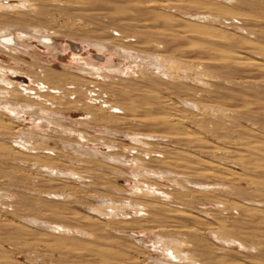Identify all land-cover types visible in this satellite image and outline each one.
<instances>
[{
  "label": "rangeland",
  "instance_id": "374dc122",
  "mask_svg": "<svg viewBox=\"0 0 264 264\" xmlns=\"http://www.w3.org/2000/svg\"><path fill=\"white\" fill-rule=\"evenodd\" d=\"M29 1L35 3V5L26 0L25 4L27 7L25 9L23 8V12H25V10H27L26 13L30 11V5H34V8L37 7L40 12L36 11L35 15L37 16V19L34 18L36 21L32 20L33 22L17 23L14 25L24 26V28L21 27L24 29V31H30L25 26L33 25L35 28H32L31 30H35L38 29V26H40L42 23L41 25L43 26V29L41 30V33L43 35L45 34V37L47 36L50 39L56 40L54 43V46H56L54 48L55 50L53 48H49L50 50L46 49V47L43 46L37 38L33 37L31 38L33 40L30 39L28 42L33 45L31 48L34 52V55L27 56L22 53L19 54L27 62V65H20L21 62L17 61L20 59L17 58L16 60H13V58L6 55L1 48L0 62L2 61V65L6 67H18L23 70L24 77L22 78H16L15 74L12 75L10 72L7 73H9V76L13 81L20 82L22 85H30L33 88L36 87H34L35 85L31 83V79L37 76L36 73H39L41 71L40 69L46 70L53 78V83H48H50L51 86H54L56 93H45L41 96L47 102L45 101V103L40 105L44 107V111H46L44 115L49 116L50 121L49 125L47 123L46 125L42 124V127L39 130L31 127L36 124L33 122V118L31 116H29L25 121H14L7 115L6 112H3L2 109L0 110V125H2L0 126V145L3 148L0 149V264H166V262H162L163 259H166L165 255L163 254V249L161 250V246L159 245L155 246L156 235L154 236V230H159L160 234L162 233L166 236L173 238L175 237L176 239L179 237L178 239H184L185 241L188 240L186 242L187 245L184 246L185 249L187 247L191 248L190 245L188 246V243L193 245L196 242L194 246L198 247V249L196 247L193 249L194 246H192L193 250L188 248L186 251L184 247H182V250L195 255L197 258H200L201 255L204 257V259L198 260L194 258L198 260L197 263L189 262L187 264H204L203 260L205 259V264H210V261H208L209 259L211 260V264H264V197H262L264 195V167L262 165L263 163L258 162L262 165H260V167H262V172L260 171L255 173L251 169L253 165L250 166L249 164V157L246 158V160H248V163H246L247 165L244 163L245 158L240 160L241 157H239L242 154L249 156L248 152H244L245 149L240 146V143L242 142L244 144V142L247 141L251 142L250 140H252L254 144L256 141L261 140L260 144L257 142L259 145V149L257 148V150L260 154V151L264 152V143L261 144L264 142V93L261 97L262 90H264V84L261 83L263 82L262 80H264V78H261V76L263 77V75H260L262 71L261 70L260 72L257 71V73H260V76L256 77L257 75H254L255 77H253L252 80L251 77L255 72V69H253V67L251 68L253 69V73L251 75V71L246 72L250 70L249 67L247 68V65L241 66H244V69H246L243 71L244 73L242 72L241 67H239L241 73L238 70V73H235L236 75L231 74L234 73L233 71L235 70L233 67L238 68L235 66L241 65L243 59L244 61L249 60L253 62L264 63V5H261L264 4V0H257V2L256 0H249L252 1V3H256L257 5L261 3L259 6L253 3L254 7H259V9H252L253 12L250 10L251 8H254L253 6L251 7L250 5L244 4H241V6L239 2H236L237 0H181L183 1L181 2L183 8L185 7L182 10H186L184 11L185 13H191V16L201 18L200 23L202 22L203 26L198 22L199 20L192 21V23L194 24L195 22V24L201 26L204 31L200 32L199 35L195 34L193 36L194 38L190 36L186 40L176 36L174 41L170 40L172 44L170 42L166 44L167 41L163 42L161 39H159L161 47L164 48H161L160 51H166L162 55L160 52L152 51L149 48L150 44L152 43V39L154 41L158 40L156 35L159 34L158 31L160 32L164 28L166 30V28L168 29L169 27V29L166 31L172 32L174 30H172V28L176 27L174 26L175 23H173L174 19L181 18L182 20H185L183 17L185 14L181 13L180 10L172 9V7H163L162 2L170 1L172 3L179 0H148L149 2L154 1L155 3L152 2L147 4L146 2L148 1L146 0V2L142 0H138L140 2L137 0H113L115 3L112 1V6L111 3H108L109 5L107 4V0H96L101 2H99V4H101V8L98 9L100 11L96 9L99 7V5L96 4L97 2L95 0ZM94 1L96 3H93ZM108 1L110 2V0ZM136 1L137 4L135 5L134 2L136 3ZM20 2L21 1L18 0H12L10 4H23ZM237 3L239 4L237 5ZM132 4L135 6L139 4L144 5V8L141 6L143 11L144 9L145 11H147L146 9H150L146 7L151 4V6H153L151 10H154V12L152 11V14H149V12H144V14H142V9L140 12V5L138 6V11V7L135 8V6ZM205 4H207L209 8L204 7L207 6ZM196 5L198 7H196ZM260 6H262V9ZM125 7H127V9ZM220 7L221 9H229V13L234 12L233 15L231 16L230 13L229 16L227 13L225 16H217L218 20H215L212 17L208 18V20L204 19L206 18L205 15L215 16L219 14H216L215 12H220L218 10ZM246 7L249 9H246ZM123 8L124 10H122ZM163 8H165V10ZM241 8H243V11ZM214 9L217 11H214ZM239 10L243 14L245 13L244 15L248 13V15H251V18L253 19L259 18V21H254L253 23L252 20L251 23H246L247 21L244 20V18L247 16L240 18L241 16L235 14L237 12L240 13ZM92 11H95L94 13H97L98 17L100 15V20L98 17L92 21L87 19L88 17H86L84 13H86V15H90ZM19 12L20 11L13 12L15 14L13 15L10 13V15L12 14V16H15ZM20 13H22V11ZM155 13L159 15H156ZM39 14L42 15L39 16ZM164 15L170 17V19L172 18V22L171 20L169 22L173 23V27L170 26V23L165 22L164 20V24L157 21V23L151 21L152 24H149L150 18L154 17L157 19L160 17H165ZM102 16L106 18L103 19ZM144 17L147 19V22L144 21ZM241 19L244 20V22ZM174 22L176 21L174 20ZM146 23H148V25ZM177 24L180 23L177 22ZM205 27L208 28V30L205 29ZM216 27L217 31H220V34H222L221 37H215L218 32L215 33V31H210L211 28L215 29ZM185 28L188 31L190 30L184 26L182 28L180 27L181 31L185 30L184 33L181 31L177 32L176 29H179V26H177V28H175V32L177 34L179 33L180 35H184L185 32H187ZM151 30L153 32H151ZM156 30L157 32L155 33ZM205 32H208L207 34L211 33V35H214L213 37L216 39H213L212 36H207V34L204 35ZM254 32L258 33L255 35ZM83 33H85L86 36H84ZM149 35H153L151 40V36ZM97 37L99 39L101 38L100 40L102 41L106 40L109 43L111 42V51H104L102 53L98 51L94 46L95 43L92 42L94 40H99ZM182 40H185V42ZM148 41L149 43L146 45V42ZM216 42L219 43H217L219 46L216 44ZM89 43L94 44L91 46ZM207 43L210 44L208 45L209 47L207 46ZM225 43L226 45H224ZM244 43L247 44L245 46L247 48L244 47ZM248 43L249 45L250 43L253 45L255 44V46L250 45V47ZM116 44L118 46L121 45V50H123V46H125V44L127 45L125 48L127 51L125 52L128 57L125 55L118 58L113 54L112 50ZM237 44L239 46H237ZM74 45H76L80 51L77 49L75 51ZM241 45L244 47V49ZM190 46L192 47L189 48ZM167 47L169 49L171 48V50H168ZM206 47L210 48V50ZM172 48H175V51H184V55L190 54L191 58L189 56L188 58L182 57L181 55H176L179 52L177 51L178 53H174ZM217 48H219V50ZM248 48L249 50H245ZM220 49H223L221 51L222 54H220ZM226 50L229 51L227 52ZM234 51L235 53L238 51V54L240 53L243 58L240 57V60L237 61V63L239 62L241 64H236L235 66H232V68L230 66L229 69L228 66L232 63H230L229 60L224 61V57L228 59V56L224 55L227 53H234ZM138 52H141V56ZM223 52H225V54H223ZM144 53L148 54V58ZM151 54L154 56L152 57ZM166 54L170 55L167 56ZM211 54L216 56L215 58L217 59H215ZM99 56H105L106 59L110 61L109 64H119L118 66L123 68H121L122 71L120 73H110L111 75L108 74V77L103 78L87 74L81 75L79 72H76V66L81 63L80 60L93 58L98 61L97 58ZM142 56L145 59L140 58ZM201 56L202 59H208V64H206L208 69H206L204 66H200L199 59H201ZM124 57L127 59L125 60ZM221 57H223L224 60H222ZM164 58H166L165 61ZM187 58L189 59L187 61L188 64H185L186 61L184 60ZM210 58H213L214 64L218 62L217 64L219 65H214L211 61L212 59ZM190 60L193 62L191 63ZM174 61H176V63ZM182 62H184L183 64L185 68H181V73L179 70L178 72L177 70L174 71V69H172L170 66L172 63H175L173 65H177L181 64ZM227 62H229V64ZM221 63L227 67L225 66L226 68H223ZM17 64L20 67L17 66ZM189 64H192L193 67H189ZM209 67L212 68L210 69ZM204 68L206 71L209 70L207 71L208 74L211 73V70H215L214 72L219 75L220 73L222 75L226 74L223 76L224 81L220 79L222 77L218 79L219 75H216L217 78L215 76L213 77L212 73L210 75H212L215 80L213 78L211 79V76L203 71ZM231 69H233V71L230 72ZM187 71L189 75L186 73ZM182 72H185L186 74ZM203 72L208 77L203 75ZM247 73H249L250 77L247 75ZM227 74L231 75L228 76ZM244 74L248 77H242V79L237 78L244 76ZM54 77H56V79ZM229 77L232 80L228 79ZM259 77L262 80L258 79ZM254 78H256L258 82L259 80L261 82L258 83ZM82 79L83 81L86 80L87 83L86 81L82 82ZM226 79H228V81ZM77 80H80L82 84ZM243 81L249 83L243 86ZM241 82L242 85H240ZM218 83L219 85L221 83L222 89L219 88V85L215 87L212 85H217ZM222 83L226 86V89H223L225 86ZM228 83L233 84H229V86ZM235 83H237L238 87ZM250 83L253 86L251 87L250 85L252 89L248 86ZM253 84H256V88H258L257 84H260L262 87L260 89L262 90L257 89L258 91H256ZM232 87H235V89ZM203 89H205L206 92H203ZM227 89L230 90L228 91ZM199 90L202 91V95L199 98H194L192 93ZM214 90H216V93H218L217 91H220V93L215 95L216 93ZM209 91H212L213 93H210ZM257 92L259 93L258 95ZM203 93L206 94L204 95ZM232 93L234 95H232ZM63 95L65 97H63ZM31 96L36 97L35 95ZM201 97L203 100L200 99ZM196 99L200 100L198 101ZM211 100L214 102L218 100V103L222 102L225 106L224 109L228 108L230 105V110L227 109L228 112L226 111L227 114L229 113V118L227 116H222L224 114L223 105L219 103L217 106V102L215 105L214 102H210ZM203 101L208 102L203 103ZM243 101L247 103L244 104ZM200 104L202 105L200 106ZM206 104L213 106V108H204L203 105L206 106ZM197 105H199V107ZM124 106L126 107L124 108ZM232 106H234V108ZM157 107H159V109H157ZM217 108H220L221 110ZM231 108L237 109L235 111V116V113ZM248 108L250 109L249 113L251 112L250 117L248 115ZM244 112L246 114L248 113V118L243 116ZM52 113L56 116L52 115ZM212 115H214V118H212ZM104 116L106 118L108 116V118L102 119ZM135 116L138 117L137 119L141 117V120L144 119L143 121L146 123L149 122V124H147L148 127L146 125V127H143V124L135 122ZM236 116L237 119H235ZM148 118L149 120H147ZM162 118H165V122L168 118L167 121L175 123L179 118L181 123L180 126H182L178 127L179 130L177 128L173 130L171 125L168 126V124H164L166 125L164 126L162 123H160V121L163 122ZM176 118L177 120L175 121ZM204 118L205 120H202ZM248 119L250 120L247 121ZM252 119L257 122L254 124ZM205 122H207L209 125H207ZM53 123H55L56 126ZM3 125H8L9 127L15 128L12 130L7 128L4 129ZM149 125L154 126L151 127ZM201 125H204L206 129ZM104 129L111 131L115 130L114 133L117 135L114 136L104 133ZM78 131L80 133H78ZM76 133H82L81 135L84 134L83 137L85 136V140L88 141L79 139L76 137ZM134 134H149L154 136V138L151 139L152 141L144 140L143 142L147 145L142 143L135 144V141L130 140V138L134 137ZM11 136L16 138L19 136V138H21H18L19 142L21 140L23 141L24 139L27 145V151L23 150V147L19 148L17 145L15 146V144H12L14 146L13 149L11 146V139H9ZM65 141L66 143L68 141L70 143H77V145L80 144V146L83 147L80 148L86 150V156H90L91 158H86L88 161L83 159V157L81 159L80 157L84 153L80 154L78 151H76L77 149L75 146L71 147L65 144L68 146L66 147L64 145ZM28 143L31 145H28ZM260 145L262 147H260ZM29 146L32 147L33 150L32 148L30 149ZM86 147L90 150L88 151ZM220 148L222 149L220 150ZM4 150L11 151V153H8ZM223 150H226L227 152L229 151V153H231V157H229V155L227 156L226 151ZM46 152H50V154H47ZM78 153L80 155H78ZM60 155L63 156L60 157ZM106 155L110 157L120 156L128 158L126 161V167L123 166V164L117 163L116 161L111 162L110 159H105L104 157H106ZM16 157L18 159H16ZM134 158L140 159L138 163H134L135 165L133 164ZM251 158L252 157L249 159L251 160ZM255 158H257L258 161L260 160L258 157ZM255 158L253 160L256 162V165L257 161ZM149 159L154 160L155 163L153 161L148 163V161H150ZM142 162L144 164H149L148 166H151L149 169L162 170V172L167 174H165V176L161 179L157 177L148 178V175L145 178L143 176L146 174H144L143 170L139 168ZM197 162L203 163L202 165L198 163V165ZM152 163L154 165H152ZM147 164L146 167H148ZM48 165L55 166L57 169L61 168L66 172L76 173V175L82 177V180L80 179V181L78 179V181L77 179L71 178L68 179V181L66 178L60 179L55 175L49 177V175H47ZM199 166H202L203 169L207 170L204 171L203 169H194L199 168ZM72 168L74 171H72ZM214 168H216L218 171ZM70 169L71 171H69ZM193 169L198 175L196 174L195 176ZM210 170L213 171L214 174L217 172L218 175L216 178L213 173L211 175L207 174V171ZM201 171L205 173H202ZM134 175H137V178H135ZM205 175H207V177ZM218 176L219 178H217ZM201 177L207 179L205 180ZM140 179H142V181ZM255 181L256 183L258 182L257 184L260 186L263 184L262 188L260 187V189H257L254 184ZM196 184H201L203 186L212 185L214 187L221 185L226 187L229 186L230 188L228 187L227 190L222 189L215 191H205L199 189V187L197 188L195 186ZM147 186L149 187L146 188ZM147 190L155 193L159 192V194L156 195L157 197L155 196L156 198L151 197L150 195H144L145 191ZM259 190L260 193L263 192V195L262 193H259ZM251 195L254 197L251 198ZM137 203H142L145 206L144 210L141 209L142 206H135ZM131 205H134L133 207L138 208L139 211L141 209V212L135 213L130 207ZM147 205H149L148 207H150V209L146 207ZM152 205H155L158 208L160 207V210L162 209L161 211L163 212L155 213L156 215L157 213L159 214L156 216V218L159 217L161 218L159 221L162 220L161 223H157L160 225H158L156 228L151 226L153 223L150 224L148 218L149 214H153L151 212L153 209ZM248 206L252 210H249ZM259 206L263 207L260 208ZM242 207L244 210L247 207L246 212L249 214L244 212ZM110 208L116 209L115 211L117 214L116 212L114 213L109 211ZM95 209L102 211L105 216L95 214ZM119 210L124 211L120 212ZM145 212L146 215H144ZM175 212H177V215ZM259 212L262 213L260 214ZM60 213L65 214L59 216L61 215ZM251 214L254 218L251 216ZM246 216L249 217L247 218ZM163 218L165 220H163ZM37 219L41 223H44L43 221H47V225H37L33 223L32 225V220L37 221ZM94 219L100 221L101 223H97L96 220L94 222ZM196 219L199 223L196 221ZM146 220L148 221L146 222ZM178 220L180 222H178ZM169 221L172 224H168L167 222ZM186 222L187 226L191 228L188 232L182 231L184 229H188V227H186L187 229H182L181 226L182 224L185 227ZM162 223L163 225H161ZM54 224H61L59 226L68 227L72 232L69 234H63L61 232L56 233V231L48 227V225L56 227ZM169 225H172L173 227H170ZM179 227L181 228L179 229ZM84 232L90 233V235L82 234ZM198 233H200L199 236L201 237L202 244L205 245V247L200 245L201 243L199 244L198 241L195 240V234L198 235ZM219 234H222L221 238L223 239L220 238L221 235ZM236 238L241 241L237 240ZM231 239L236 241V243L231 244L226 242V240ZM203 249H206L205 251L208 252L203 253L200 251ZM209 252L212 253V257H210L211 255ZM213 254L215 258L213 257ZM193 255L192 258L194 257Z\"/></svg>",
  "mask_w": 264,
  "mask_h": 264
},
{
  "label": "bare ground",
  "instance_id": "6f19581e",
  "mask_svg": "<svg viewBox=\"0 0 264 264\" xmlns=\"http://www.w3.org/2000/svg\"><path fill=\"white\" fill-rule=\"evenodd\" d=\"M17 1V0H16ZM18 1H21L23 4H20V5H18V4H14V5H12V4H10L11 2H12V0H0V48L1 49H3V51L5 52V54L6 55H8V56H10L11 58H13V60H16L17 58L18 59H20V60H17V61H19V62H21V64L20 65H27V62L19 55V54H25V55H27V56H32V55H34V52L32 51V48H31V46H33L31 43H29L28 42V40H30L31 38H37L38 40H39V42H41L42 43V45L43 46H45L46 47V49H51V48H55L56 46H54V43H55V39H50L49 37H45V34L43 35L41 32V30L43 29V26L40 24V26H38V29H35V30H31L32 28H35L33 25H29V26H25V27H27V29H29L30 31H24V29H22V28H24V26H15L14 24H17V23H29V22H33L32 20H35L34 18H36L37 16L35 15L36 14V11L38 12H40V10H38V8L37 7H35L34 8V5H35V3H32V2H30L29 0H28V2H30V3H32V4H34V5H30V11H28L27 13H26V11L27 10H25V12H23V8L25 9L27 6H26V0H18ZM49 1V0H48ZM56 1V0H55ZM89 1V0H88ZM96 1V0H95ZM93 2V3H96L97 5H99V7L98 8H96L97 10L99 9V8H101V4H99V2L100 1H102V0H100V1H96V2ZM113 0H110V2L107 0V4L108 3H111ZM116 1V0H115ZM138 1V0H137ZM137 1H136V3L134 2V4L136 5L137 4ZM142 1H145V0H142ZM146 1H148V0H146ZM145 1V2H146ZM149 1H151V0H149ZM146 2V4L147 3H152V2H154V1H152V2ZM254 1V0H253ZM261 1V0H260ZM20 2V3H21ZM53 2V1H52ZM80 2V1H79ZM114 2V1H113ZM138 2H140V1H138ZM181 2H183V1H181V0H179V1H176V2H166V1H163L162 2V6L163 7H172V9H175V10H180V12L181 13H183V14H185V15H183V17L185 18V20L183 19H174L176 22H174V20H173V23H175L174 24V26H176L175 28H177V26H179V29H176L177 30V32L178 31H181L180 30V27L182 28V27H184V26H186L187 28H189L190 30L188 31L186 28V31L187 32H185V34L184 35H180L179 33L177 34L175 31V28H172V32L171 31H166V30H168L169 29V27H168V29L166 28V30H165V28L164 29H162V31H158V33L159 34H155L157 37H158V40H153L152 38H153V35H149V36H151V38H150V40L152 39V47H151V44H150V47L149 46H147V47H149L152 51H156V52H160L161 53V55L163 54V53H165L166 51L165 50H163V51H160V49L161 48H163V47H161V43L159 42V39H161L163 42L165 41H167V43L166 44H168V42H170L171 44H172V42L170 41V40H173L174 41V38H176V36L177 37H181L182 39L184 38L185 40L186 39H188L190 36L191 37H193L195 34L196 35H199L200 34V32H202V31H204V29L201 27V26H199L198 24L196 25L195 24V22H194V24L192 23V21H197V20H199L198 22L200 23V19L201 18H196V17H193V16H191L190 14L191 13H185L184 11H186V10H182V9H184L183 8V5H182V3ZM192 2V1H191ZM196 2V1H195ZM199 2V1H198ZM205 2V1H204ZM219 2V1H218ZM233 2V1H232ZM236 2H239L240 3V5L241 4H244V5H250L251 7L253 6L254 7V5H253V3H252V1H249V0H237ZM256 2H257V0H256ZM16 3V2H15ZM49 3V2H48ZM73 3V2H72ZM80 3H82V2H80ZM85 3V2H84ZM90 3V2H89ZM101 3V2H100ZM115 3V2H114ZM127 3V2H126ZM155 3V2H154ZM160 3V2H159ZM194 3V2H193ZM209 3V2H208ZM239 3H237V5L239 4ZM264 3V2H263ZM56 4V3H55ZM61 4V3H60ZM83 4V3H82ZM121 4V3H120ZM134 4H132V5H134ZM143 4V3H142ZM137 5V6H135V8L136 7H143L144 5ZM195 4V3H194ZM193 4V5H194ZM201 4H202V2H201ZM252 4V5H251ZM254 4H256V3H254ZM259 4V3H258ZM261 4V3H260ZM259 4V5H260ZM89 5H91V4H89ZM103 5V4H102ZM109 5V4H108ZM153 5V4H152ZM205 5H207V4H205ZM257 5V4H256ZM259 5H257V6H259ZM261 5H264V4H261ZM92 6V5H91ZM111 6H112V3H111ZM129 6V5H128ZM134 6H132V7H134ZM185 6V5H184ZM201 6V5H200ZM199 6V7H200ZM242 6V5H241ZM60 7V6H59ZM75 7V6H74ZM117 7V6H116ZM139 7H138V11H139ZM142 7L140 8V12H141V9H142ZM153 6H151V4H149V6L148 7H146V8H150V9H146L147 11H145V9H144V11H143V9H142V14H144V12L146 13H148L149 12V14H152V11L154 12V10H151V8H152ZM196 7H198L197 5H196ZM204 7H208V5L207 6H204ZM239 7V6H238ZM249 7V6H248ZM248 7H246V9L248 8ZM37 8V9H36ZM103 8V7H102ZM121 8V7H120ZM126 9H127V7H125ZM144 8V7H143ZM158 8H159V6H158ZM157 8V9H158ZM162 8V7H161ZM209 8V7H208ZM244 8V7H243ZM243 8H241V10L243 11ZM255 8H258L259 9V7H254V8H251L250 10H252V9H255ZM260 8L262 9V6H260ZM22 9V10H21ZM36 9V10H35ZM60 9V8H59ZM95 9V10H96ZM156 9V10H157ZM164 10H165V8H163ZM198 9V8H197ZM249 9V8H248ZM79 10V9H78ZM122 10H124V8L122 9ZM155 10V11H156ZM206 10V9H205ZM216 9H214V11H215ZM218 10L220 11V12H215L216 14L217 13H219V14H217V15H215V16H209V15H205V14H203V13H200V14H203V15H205V17L206 18H204V19H206V20H208V18H210V17H212L213 19H215V20H218V17L217 16H225V15H227V13H228V15L230 16V13H231V16L233 15V13L234 12H228V10H226V9H221V7H220V9L218 8ZM244 10H245V8H244ZM17 11H22V13H17V15H15V16H12V14L14 15L15 13H13V12H17ZM77 11V10H76ZM80 11V10H79ZM98 11H100V10H98ZM197 11V10H196ZM213 11V12H214ZM217 11V10H216ZM230 11V10H229ZM236 11V10H235ZM240 11V10H239ZM82 12V11H81ZM95 12V11H94ZM93 11H92V13H90V12H88V13H90V15H86V13H84L85 14V16L86 17H88L87 19H89L90 21H92L93 19H96V17H98V14L96 13H94ZM121 12V11H120ZM122 12H124V11H122ZM151 12V13H150ZM200 12H201V10H200ZM252 12H253V10H252ZM10 13H12L11 15H10ZM33 13V14H32ZM138 13V12H137ZM164 13H166V12H164ZM92 14V15H91ZM128 14V13H127ZM141 14V15H142ZM156 14V13H155ZM209 14H211V13H209ZM235 14H238L239 16H241L240 18H243V16H247V17H245L244 18V20H246L247 22L246 23H251V21L253 20V23H254V21H259L258 19H253V18H251V15H248V13L246 14V15H244L241 11H240V13L239 12H237V13H235ZM38 15V14H37ZM42 14H39V16H41ZM43 15H45V14H43ZM146 15V14H145ZM156 15H159V14H156ZM84 16V15H83ZM147 16H148V14H147ZM151 16V15H150ZM165 17H160V18H157V19H155L153 16V18H150L149 19V21H150V23H149V21H148V23L149 24H152V22L151 21H154V22H161V23H163L164 24V21L165 22H168V23H170V26L171 27H173L172 25H173V23H171L172 22V18L170 19V17H168V16H166V15H164ZM236 16V15H235ZM250 16V17H249ZM43 17V16H42ZM99 17H100V15H99ZM98 17V18H99ZM103 17V19H105L104 18V16H102ZM140 17H142V16H140ZM167 17V18H166ZM253 17V16H252ZM147 18H149V17H147ZM169 18V19H168ZM232 18V17H231ZM239 18V17H238ZM37 19V18H36ZM42 19V18H41ZM44 19V18H43ZM102 19V18H101ZM144 19H145V17H144ZM229 19V18H228ZM98 20V19H97ZM99 20H100V18H99ZM147 19H145L144 21H146ZM164 20V21H163ZM171 20V22H169ZM214 20V21H215ZM242 20V19H241ZM244 20H242L243 22H244ZM36 21V20H35ZM103 21V20H102ZM163 21V22H162ZM212 21V20H211ZM236 21V20H235ZM147 22V21H146ZM156 22V23H157ZM177 22H179L180 24H177ZM209 22V21H208ZM261 22V21H260ZM127 23V22H126ZM148 23H146L147 25H148ZM168 23H166V24H168ZM207 23V22H206ZM228 23V22H227ZM230 23V22H229ZM239 23V22H238ZM142 24V23H141ZM154 24V23H153ZM201 25H202V22L200 23ZM204 24V23H203ZM219 24V23H218ZM240 24V23H239ZM28 25V24H27ZM145 25V24H144ZM143 25V26H144ZM169 25V24H168ZM237 25V24H236ZM242 25V24H241ZM203 26V25H202ZM22 27V28H21ZM37 27V26H36ZM123 27V26H122ZM165 27V26H164ZM171 27H170V30H171ZM214 27V26H213ZM159 29H161V28H159ZM205 29H207L208 30V28H206L205 27ZM210 29V28H209ZM212 29H214V28H211V32H213V31H215V33L216 32H218L217 31V27L214 29V30H212ZM243 29V28H242ZM50 30V29H49ZM149 30V29H148ZM219 30V29H218ZM245 30V29H244ZM248 30V29H247ZM246 30V31H247ZM89 31V30H88ZM185 31V30H184ZM184 31H181L182 33H184ZM206 31V30H205ZM210 31H208V32H210ZM256 31V30H255ZM143 32V31H142ZM147 32V31H146ZM146 32H145V34H146ZM151 32H153L152 30H151ZM157 32V30L155 31V33ZM207 32V33H208ZM206 32L204 33V35H206L207 34ZM214 33V34H215ZM255 33V32H254ZM258 33V32H257ZM257 33H255V35L257 34ZM79 34V33H78ZM84 34V36H86V34L85 33H83ZM213 34V33H212ZM220 31L215 35V37H221V35L222 34H220ZM48 35V34H47ZM54 35H55V33H54ZM142 35V34H141ZM49 36V35H48ZM84 36H82V37H84ZM95 36V35H94ZM145 36V35H144ZM148 36V35H147ZM201 36V35H200ZM207 36H209V37H211L212 35H211V33L210 34H207ZM214 36V35H213ZM212 36V37H213ZM259 36V35H258ZM262 36V35H261ZM260 36V37H261ZM87 37H88V35H87ZM86 37V38H87ZM126 37V36H125ZM157 37H155V38H157ZM215 37H213V39L215 38ZM253 37V36H252ZM257 37V36H256ZM85 38V37H84ZM98 38V37H97ZM113 38V37H112ZM143 38V37H142ZM145 38H148V37H145ZM194 38V37H193ZM222 38H223V36H222ZM228 38V37H227ZM99 39V38H98ZM101 39V38H100ZM94 40V41H92V42H94L95 43V48L98 50V51H100L101 53L102 52H104V51H111V49H110V43L109 42H107L106 40H104V41H102V40ZM111 39V38H110ZM114 39V38H113ZM216 39V38H215ZM218 39V38H217ZM233 39V38H232ZM31 40H33V39H31ZM142 40V39H141ZM185 40H182V41H184L185 42ZM230 40V39H229ZM35 41H36V39H35ZM143 41V40H142ZM145 41V40H144ZM156 41H158V42H156ZM179 41V40H178ZM191 41V40H190ZM194 41V40H193ZM197 41H198V39H197ZM220 41H221V39H220ZM114 42V41H113ZM176 42V41H175ZM174 42V43H175ZM187 42H188V40H187ZM202 42H204V41H202ZM207 42V41H206ZM222 42V41H221ZM233 42V41H232ZM231 42V43H232ZM94 43H89L91 46L94 44ZM149 43V41L148 42H146V45ZM208 43H210V42H208ZM207 43V46L208 45H210V44H208ZM218 42H216V44H217ZM224 43V42H223ZM170 44V45H171ZM193 44V43H192ZM212 44V43H211ZM219 44V43H218ZM217 44V45H218ZM222 44V43H221ZM236 44V43H235ZM245 45H244V47L247 45L246 43H244ZM196 45V44H195ZM224 45H226V43L224 44ZM233 45V44H232ZM248 45H249V43H248ZM250 45H252V46H255V44L253 45V44H251L250 43ZM249 45V46H250ZM75 46V51H76V49L77 50H79L77 47H76V45H74ZM93 46V47H94ZM120 46L121 45H115L114 47H113V54L114 55H116L118 58L119 57H123V56H127V54H126V52L125 51H127V50H125V48H126V44H125V46H123L122 48H123V50H121V48H120ZM131 46V45H130ZM163 46V45H162ZM219 46V45H218ZM228 46H229V44H228ZM236 46V45H235ZM235 46H234V48H235ZM237 46H239L238 44H237ZM242 46V45H241ZM164 47H166V46H164ZM169 47V46H168ZM167 47V48H168ZM180 47V46H179ZM192 46H190L189 48H191ZM209 47V46H208ZM225 47V46H224ZM231 47V46H230ZM230 47H229V49H230ZM243 47V46H242ZM244 47H243V49H244ZM251 47V46H250ZM141 48H143V47H141ZM166 48V49H167ZM205 48V47H204ZM207 48V47H206ZM226 48V47H225ZM228 48V47H227ZM239 48V47H238ZM245 48H247V47H245ZM49 49V50H50ZM147 49V48H146ZM149 49V50H150ZM164 49V48H163ZM173 49V48H172ZM175 49V48H174ZM173 49V50H174ZM193 49V48H192ZM207 49H209L210 50V48H207ZM207 49H204V50H207ZM216 49V48H215ZM214 49V50H215ZM218 50H219V48H217ZM237 49V48H236ZM258 49H259V46H258ZM55 50V49H54ZM53 50V51H54ZM60 50V49H59ZM131 50H133V49H131ZM135 50V49H134ZM168 50H171V48L169 49L168 48ZM168 50H167V52H168ZM172 50V51H173ZM208 50V51H209ZM213 50V51H214ZM223 49H220V52L222 51ZM231 50V49H230ZM232 50H234V49H232ZM245 50H249V48L248 49H245ZM52 51V52H53ZM80 51V50H79ZM137 51V50H136ZM179 53H178V52ZM177 51H173L174 53L176 52V53H178V54H176V55H181L182 57H190L191 58V56H190V54H187V55H184V51H182V50H177ZM190 51V50H189ZM224 51H225V49H224ZM227 51V50H226ZM229 51V50H228ZM227 51V52H228ZM242 51V50H241ZM264 51V50H263ZM2 52V51H1ZM3 52V53H4ZM56 52H57V50H56ZM142 52H144V51H142ZM146 52V51H145ZM171 52V51H170ZM205 52V51H204ZM209 52H211V51H209ZM209 52H207V53H209ZM128 53V52H127ZM134 53V52H133ZM139 54H140V56H141V52H138ZM147 53V52H146ZM150 53V52H149ZM203 53V52H202ZM206 53V52H205ZM104 54V53H103ZM145 54V53H144ZM144 54H143V56H144ZM215 54V53H214ZM220 54H222V52L220 53ZM223 54H225V52H223ZM228 54V55H227ZM227 54H225L224 56H228L227 58L228 59H226L225 57H224V59H223V57H221L222 58V60H224V61H227V60H229V62L230 63H232L231 65H229L228 66V68L230 69V66H231V68H232V66H235L236 64H241V65H239V66H235V67H238V68H234L233 67V69H235L234 71H233V69H231L230 70V72L231 71H233L234 73H231V74H235L236 72L238 73V70H239V67H241L242 65H247V68L249 67V69L250 70H248V71H246V72H249V71H251L250 72V74L252 75V73H253V69H255L254 71L256 72H254L253 73V75H252V80H253V77H255L254 75H257L256 77H258V76H260V75H263V77L261 76V78H264V65H262V64H264V63H258V62H253V61H244V59H243V62H241V63H237V61H239L240 60V57H242V55H240V53L238 54V51H237V53H235V51H234V53H227ZM232 54V55H231ZM150 55V54H149ZM156 55V54H155ZM160 55V56H161ZM167 55V54H166ZM168 55H170V54H168ZM167 55V56H168ZM204 55V54H203ZM212 55V54H211ZM229 55H230V57H229ZM129 56H130V54H129ZM131 56H132V54H131ZM137 56V55H136ZM143 56L142 57H140V58H143ZM145 56L147 57L148 56V54H145ZM151 56L153 57L154 55H152L151 54ZM150 56V57H151ZM157 56V55H156ZM159 56V55H158ZM164 56V55H163ZM214 58L216 57V56H214V55H212ZM212 56H210V57H212ZM128 57V56H127ZM133 57V56H132ZM135 57V56H134ZM149 57V58H150ZM162 57V56H161ZM188 57V58H189ZM206 57L208 58V56L206 55ZM125 58V57H124ZM123 58V59H124ZM139 58V59H140ZM148 58V57H147ZM158 58H160V57H158ZM157 58V59H158ZM170 58H171V56H170ZM186 59V60H184V61H186L185 62V64H188V60L189 59ZM231 60H230V59ZM243 58V57H242ZM242 58H241V60H242ZM34 59V58H33ZM98 61H96L95 59H93V58H89V59H86V60H80L81 61V63L80 64H78V66H76L77 68H76V72H79L81 75H94V76H98V77H101V78H103V77H108L109 75L108 74H110V73H120L122 70H121V66H118V65H115V64H109L110 63V61L109 60H107L106 59V57L105 56H99L98 58ZM127 58H125V60H126ZM135 59H136V57H135ZM143 59H145V58H143ZM161 59V58H160ZM172 59V58H171ZM170 59V60H171ZM195 59V58H194ZM198 59H199V57H198ZM201 59H202V56H201ZM199 59L200 60V66H204L206 69H208L206 66V64H208V59L206 60V59ZM210 59H212L211 61L213 62V64H214V60H213V58H210ZM215 59H217V58H215ZM140 60H142V59H140ZM151 60H153V59H151ZM150 60V61H151ZM166 60V58H164V61ZM168 60V59H167ZM192 60V59H191ZM191 60H190V62H191ZM197 60V59H196ZM222 60H221V62H222ZM233 60V61H232ZM122 61V60H121ZM135 61H137V60H135ZM143 61H145V60H143ZM142 61V62H143ZM154 61V60H153ZM163 61V62H164ZM169 61V60H168ZM172 61V60H171ZM198 61V60H197ZM216 61V60H215ZM2 62V61H1ZM0 62V110L2 109L3 110V112H6L7 113V115L10 117V118H12L14 121H25V120H27V118L29 117V116H31L33 119V122H35L36 124L34 125V126H31L32 128H34V129H37V130H39L41 127H42V124H45L46 125V123L49 125V121H50V119H49V116H46V115H44V113L46 112V111H44V107L42 106V105H40V104H43V103H45V99H43V97H41L42 96V94H50V93H56V89L54 88V86H51L50 85V83H53V78L50 76V74L46 71V70H43V69H40L41 71L39 72V73H36L37 74V76H35V78H33V79H31V83L33 84V85H35L34 87H36V88H33V87H31L30 85H22L20 82H16V81H13L11 78H10V76H9V73H7V72H10L12 75H14L15 74V77L16 78H22V77H24L23 76V74H24V71L23 70H21L20 68H18V67H16V68H11V67H6V66H4V65H2V63ZM19 62H18V64H19ZM141 62V61H140ZM157 62V61H156ZM175 63H176V61H174ZM189 62V63H190ZM193 62V61H192ZM191 62V63H192ZM195 62V61H194ZM210 62V61H209ZM229 62H227L228 64H229ZM234 62V63H233ZM113 63V62H112ZM153 63V62H152ZM161 63H162V61H161ZM175 63H172V65L173 64H175ZM184 62H182L181 64H177V65H170V64H168V65H170L171 67H172V69H174V71L175 70H177V72H178V70H179V72H180V70H181V68H185L184 67V64H183ZM218 63V62H217ZM217 63H215L216 65H219V64H217ZM244 63V64H243ZM17 64V66H19ZM154 64V63H153ZM158 64V63H157ZM165 64V63H164ZM212 64V65H213ZM214 64V65H215ZM222 64V63H221ZM223 64H224V62H223ZM222 64V66H223V68L226 66V65H223ZM77 65V64H76ZM152 65V64H151ZM194 65V64H193ZM211 65V64H210ZM209 65V66H210ZM158 66V65H157ZM193 67L192 66V64H189V67ZM199 66V65H198ZM20 67V66H19ZM27 67V66H26ZM124 67V66H123ZM155 67V66H154ZM213 67V66H212ZM211 67V68H212ZM214 67H216V66H214ZM227 67V66H226ZM225 67V68H226ZM253 67V69H251ZM164 68H165V66H164ZM204 68V72L206 73V74H208L207 73V71H209V70H207L206 71V69ZM210 68V67H209ZM210 68V69H211ZM245 67L243 66V67H241V70H242V72L244 71V70H246V69H244ZM123 69V68H122ZM163 69V68H162ZM190 69V68H189ZM218 69V68H217ZM237 69V70H236ZM182 70H184V69H182ZM194 70H196V69H194ZM221 70V69H220ZM224 70V69H223ZM263 71V73H262V71ZM73 71V70H72ZM185 71V70H184ZM215 71V70H211V73L213 74V77L215 76L216 77V75H219V74H217L216 72H213ZM240 71V70H239ZM257 71L258 72H260L261 71V74L260 73H257ZM192 72H193V70H192ZM203 72V75H206L205 73ZM218 72V71H217ZM221 72V71H220ZM181 73V72H180ZM182 73H184V74H188V71L185 73V72H182ZM210 73V74H211ZM228 73H229V70H228ZM240 73H241V71H240ZM239 73V74H240ZM244 73V72H243ZM16 74H17V76H16ZM210 74H208L209 76H211V79L213 78L212 77V75H210ZM215 74V75H214ZM230 74V75H231ZM246 74V73H245ZM245 74H244V76H240V77H237V78H240V79H242V77H246L247 75H249V73H247V75L245 76ZM260 74V75H259ZM19 75V76H18ZM111 75V74H110ZM189 75V74H188ZM187 75V76H188ZM222 74L220 73V75H219V77H218V79L220 78V77H222V78H220V79H222L223 81H224V75H226V74H224V75H222ZM228 75V74H227ZM230 75H228V76H230ZM236 75V74H235ZM242 75V74H241ZM182 76H184V75H182ZM227 76V77H228ZM239 76V75H238ZM204 77V76H203ZM206 77H208L207 75H206ZM248 77V76H247ZM249 77H250V75H249ZM55 79H56V77H54ZM84 78V77H83ZM91 78V77H90ZM217 78V77H216ZM231 78H232V76H231ZM230 77L228 78V79H231ZM236 78V79H237ZM260 77L258 78V79H261ZM182 79V78H181ZM186 79V78H185ZM184 79V80H185ZM214 79V78H213ZM228 79H226L227 81H228ZM233 79V78H232ZM231 79V80H232ZM240 79H239V81H240ZM255 80H257L256 78H254ZM59 80V79H58ZM172 80V79H171ZM215 80V79H214ZM222 80H220V81H222ZM262 80V79H261ZM77 81H80V80H77ZM86 81V80H85ZM85 81H83V79H82V82H85ZM175 81V80H174ZM179 81V80H178ZM207 81V80H206ZM213 81V80H212ZM217 81H219V80H217ZM227 81H225V82H227ZM230 81V80H229ZM238 81V82H239ZM263 82L261 83V84H264V80H262ZM48 82H50V83H48ZM81 82V81H80ZM79 82V83H80ZM82 82H81V84H82ZM208 82V81H207ZM216 82V81H215ZM235 82V81H234ZM237 82V83H238ZM244 82V81H243ZM257 82H258V80H257ZM257 82H255V83H257ZM259 82H261L260 80H259ZM258 82V83H259ZM86 83H87V81H86ZM237 83H235L236 85H237ZM240 83V82H239ZM245 83V84H244ZM243 83V86L244 85H246L247 83H249V82H244ZM252 83H254V82H252ZM182 84V83H181ZM223 84V83H222ZM229 84H233V83H228V85ZM234 84V85H235ZM207 85V84H206ZM205 85V86H206ZM214 87L215 86H218L219 85V83L217 84V85H214V84H212ZM224 85V84H223ZM240 85H242V82H241V84ZM250 85H251V83L250 84H248V86L250 87ZM254 85V84H253ZM258 85V88H256V84L254 85L255 86V88L254 89H256V91H258L260 88H262L261 87V85L260 84H257ZM211 86V85H210ZM225 86V85H224ZM230 86V85H229ZM263 86V85H262ZM103 87V86H102ZM223 87V86H222ZM237 87H238V85H237ZM242 87V86H241ZM248 87V88H249ZM251 87H253L252 85H251ZM250 87V88H251ZM206 88H207V86H206ZM219 88H221V83H220V85H219ZM226 89V86L225 87H223V89ZM233 89H235V87H232ZM245 88H247V87H245ZM61 89V88H60ZM222 89V88H221ZM252 89V88H251ZM258 89V90H257ZM75 90V89H74ZM106 90V89H105ZM117 90V89H116ZM228 91L230 90V89H227ZM226 90V91H227ZM248 90V89H247ZM260 90H262V89H260ZM59 91V90H58ZM57 91V92H58ZM203 92L205 91V89H203L202 90ZM202 91H196V92H193L192 93V96L194 97V98H199L201 95H202ZM215 91V93H216V90H214ZM255 91V90H254ZM264 90H262V95H261V97L263 96V92ZM62 92V91H61ZM206 92V91H205ZM210 93H213L212 91H209ZM218 93H220V91H217ZM222 92H223V90H222ZM232 92V91H231ZM214 93V94H215ZM218 93H216L215 95H218ZM224 93V92H223ZM227 93V92H226ZM225 93V94H226ZM241 93V92H240ZM261 93V92H260ZM113 94V93H112ZM204 94V93H203ZM206 94V93H205ZM204 94V95H205ZM229 94V93H228ZM239 94V93H238ZM259 93L257 92V95H258ZM31 95H35L36 97H32ZM67 95V94H66ZM212 95V94H211ZM219 95H221V94H219ZM230 95V94H229ZM232 95H234L233 93H232ZM235 95H236V93H235ZM60 96V95H59ZM213 96V95H212ZM260 96V95H259ZM62 97V96H61ZM63 97H65L64 95H63ZM211 97V96H210ZM244 97H246V96H244ZM249 97V96H248ZM95 98V97H94ZM200 99H202L203 100V98L201 97ZM199 99V100H200ZM246 99V98H245ZM196 100H198V99H196ZM198 100V101H199ZM207 100V99H206ZM190 101V100H189ZM216 101V100H215ZM222 101V100H221ZM225 101V100H224ZM227 101V100H226ZM47 102V101H46ZM205 102H208V101H203V103H205ZM210 102H214L213 100H211ZM217 102V106L219 105V103H221L222 105H223V112H224V114L222 115V116H227L228 117V115H229V113L227 114V112H228V110L227 109H229L230 107V105L228 106V108H225L224 109V104L222 103V102H219L218 103V100L216 101ZM216 102H214V104L216 103ZM232 102V101H231ZM240 102V101H239ZM200 103V102H199ZM240 103H242V102H240ZM239 103V104H240ZM243 103L245 104V103H247V102H245V101H243ZM250 103V102H249ZM103 104V103H102ZM211 104V103H210ZM227 104H229V103H227ZM239 104H237V105H239ZM256 104V103H255ZM132 105V104H131ZM158 105V104H157ZM202 104H200V106H201ZM212 105V104H211ZM211 105H207L206 104V106H204L203 105V107L205 108H213V106H211ZM216 105V104H215ZM250 105V104H249ZM196 106V105H195ZM198 107H199V105H197ZM221 106V105H220ZM219 106V107H220ZM227 106V105H226ZM247 106V105H246ZM252 106V105H251ZM126 106H124V108H125ZM216 107V106H215ZM233 108H234V106H232ZM151 108V107H150ZM167 108V107H166ZM233 108H231V109H233ZM152 109V108H151ZM157 109H159V107H157ZM217 109H220V108H217ZM197 110V109H196ZM221 110V109H220ZM230 110V109H229ZM237 109H233L232 111H234V116L236 115V111ZM246 110V109H245ZM227 111V112H226ZM239 111V110H238ZM249 111H250V109L248 108V113H249ZM203 112V111H202ZM213 112H214V109H213ZM219 112V111H218ZM226 112V113H225ZM240 112V111H239ZM247 112V111H246ZM257 112V111H256ZM133 113V112H132ZM216 113V112H215ZM220 113V112H219ZM243 113V112H242ZM247 113V114H248ZM198 114V113H197ZM202 114V113H201ZM214 114V113H213ZM238 114V113H237ZM241 114V113H240ZM246 113L244 112V114H243V116H245V118H248V115H249V117H250V115H251V112L247 115V117H246V115H245ZM52 115H54L53 113H52ZM218 115V114H217ZM260 115V114H259ZM54 116H56V115H54ZM168 116V115H167ZM213 117L212 118H214V115H212ZM241 116V115H240ZM254 116V115H253ZM136 117V116H135ZM145 117V116H144ZM148 117V116H147ZM146 117V118H147ZM171 117V116H170ZM199 117V116H198ZM257 117V116H256ZM261 117V116H260ZM55 118V117H54ZM106 117L104 116L102 119H105ZM107 118H108V116H107ZM106 118V119H107ZM115 118V117H114ZM138 117H136L135 119H136V121L135 122H139L140 124H143L144 126L143 127H146L147 126V124H149V122L148 123H146L145 121H143V120H141V117L139 118V119H137ZM173 118V117H172ZM215 118H216V116H215ZM224 118V117H223ZM229 118V117H228ZM234 118V117H233ZM53 119V118H52ZM62 119V118H61ZM134 119V118H133ZM163 119V118H162ZM174 119V118H173ZM220 119V118H219ZM235 119H237V116H236V118ZM244 119V118H243ZM109 120V119H108ZM111 120V119H110ZM115 120V119H114ZM121 120V119H120ZM139 120V121H138ZM147 120H149V118L147 119ZM151 120V119H150ZM160 120V119H159ZM167 120H168V118H167ZM166 120V122H165V118L163 119V122L162 121H160V123H162L163 125L164 124H168V126L169 125H171V127H173V130L175 129V128H177L178 129V127H181L180 126V121H179V118H178V121L175 123V122H170V121H167ZM177 120V118L175 119V121ZM202 120H205V118L204 119H202ZM210 120V119H209ZM212 120V119H211ZM227 120V119H226ZM250 119H248L247 121H249ZM253 120V119H252ZM53 121V120H52ZM127 121V120H126ZM173 121V120H172ZM200 121H201V119H200ZM213 121V120H212ZM230 121H231V119H230ZM229 121V122H230ZM254 121V120H253ZM199 122V121H198ZM203 122V121H202ZM202 122H201V124H202ZM224 122V121H223ZM251 122V121H250ZM257 122V121H256ZM255 121H254V124L256 123ZM2 123V122H1ZM51 123V122H50ZM55 123H57V122H55ZM55 123H53L54 125H55ZM144 123H146V124H144ZM159 123V124H160ZM207 125H209L207 122H205ZM233 123V122H232ZM139 124V125H140ZM161 124V125H162ZM203 124H204V122H203ZM253 124V123H252ZM44 125V126H45ZM58 125V124H57ZM146 125V126H145ZM162 125V126H163ZM166 125H164V126H166ZM173 125V126H172ZM211 125V124H210ZM0 126H2V125H0ZM43 126V127H44ZM56 126V125H55ZM59 126V125H58ZM141 126V125H140ZM149 126H151V125H149ZM154 126V125H153ZM153 126H151V127H153ZM201 126H204V125H201ZM3 127H4V129L5 128H7V129H9V130H12V129H14V128H12V127H9L8 125L6 126H4L3 125ZM2 127V128H3ZM148 127V126H147ZM199 127H200V124H199ZM205 127V126H204ZM216 127V126H215ZM214 127V128H215ZM61 128V127H60ZM63 128V127H62ZM203 128V127H202ZM240 128V127H239ZM112 129V128H111ZM148 129V128H147ZM156 129V128H155ZM176 129V130H177ZM205 129H206V127H205ZM204 129V130H205ZM151 130H152V128H151ZM179 130V129H178ZM215 131V130H214ZM75 132V131H74ZM103 132L104 133H108V134H111V135H114V136H116L117 134H115L114 132H115V130L113 131H111V130H108V129H104L103 130ZM218 132V131H217ZM69 133V132H68ZM78 133H80L79 131H78ZM78 133H76V137H78L79 139H82L83 141H88V140H85V136L83 137V135H81V134H78ZM151 133V132H150ZM174 133V132H173ZM154 134V133H153ZM9 135V134H8ZM31 135V134H30ZM155 135V134H154ZM176 135H178V134H176ZM73 136V135H72ZM87 136H88V134H87ZM104 136V135H103ZM75 137V136H74ZM90 137V136H89ZM96 137H98V136H96ZM18 138H19V136H18ZM16 138V137H13V136H11V137H9V139H11V146L13 147V149H14V146L12 145V144H15V146L17 145L19 148L20 147H23L22 149L23 150H26V142L24 141V139H23V141L21 140L20 142H19V139H21V138ZM100 138V137H99ZM152 138H154V136H152V135H149V134H134V137H132V138H130V140L131 141H135V144H146V143H144L143 141L144 140H146V141H152L151 139ZM181 138V137H180ZM95 139V138H94ZM248 139V138H247ZM185 140H186V136H185ZM27 141V140H26ZM184 141V140H183ZM251 142H244V144L242 143H240V146H242L244 149V152H248V154H249V156H247V155H244V154H242V155H240L239 157H241L240 158V160L241 159H244L245 158V164L246 163H248V160H249V164H250V166L251 165H253L252 166V170L256 173V172H262V167H260V163H263L262 165H263V167H264V152L263 151H260L261 152V154L259 153V151L257 150V148L259 147V145H258V143L257 142H259V144H260V141L261 140H259V141H256V143L254 144L253 142H252V140H250ZM27 142H29V141H27ZM80 142V141H79ZM101 142V141H100ZM188 142H189V138H188ZM254 142H255V140H254ZM82 143V142H81ZM152 143V142H151ZM201 143V142H200ZM264 142H262L261 144H263ZM63 144V143H62ZM69 145V146H71V147H74L75 146V148L77 149L76 151H78L80 154L81 153H84L83 155H81V159H82V157H83V159H86V158H88V157H90V156H86V154H85V151L86 150H84V149H81L80 147H82V146H80V144H78L77 145V143H70V142H68L67 141V143H66V141H65V143H64V145ZM104 144V143H103ZM227 144V143H226ZM28 145H31V144H29L28 143ZM65 145V146H66ZM84 145V144H83ZM147 145V144H146ZM258 145V146H257ZM86 146V145H85ZM110 146V145H109ZM143 146V145H142ZM150 146V145H149ZM12 147H11V149H12ZM66 147H68V146H66ZM78 147V148H77ZM88 147V146H87ZM86 147V148H87ZM119 147V146H118ZM260 147H262L261 145H260ZM29 148L31 149L32 147H30L29 146ZM70 148V147H69ZM83 148V147H82ZM85 148V147H84ZM89 148V147H88ZM87 148V149H88ZM131 148V147H130ZM149 148V147H148ZM203 148V147H202ZM264 148V147H263ZM0 149H3L2 148V146L0 145ZM219 149V148H218ZM222 148H220V150H221ZM246 149H247V151H246ZM259 149V148H258ZM22 150V151H23ZM32 150H33V148H32ZM49 150V149H48ZM90 149H88V151H89ZM134 150V149H133ZM138 150V149H137ZM204 150V149H203ZM4 151H6V150H4ZM27 151V150H26ZM31 151V150H30ZM113 151V150H112ZM135 151V150H134ZM149 151V150H148ZM223 151H226V150H223ZM6 152H10L11 153V151H6ZM95 152H96V150H95ZM99 152V151H98ZM150 152V151H149ZM149 152H147V153H149ZM154 152V151H153ZM219 152V151H218ZM3 153V152H2ZM16 153V152H15ZM18 153V152H17ZM20 153V152H19ZM45 153V152H44ZM47 153V152H46ZM49 154H50V152H48ZM47 153V154H48ZM78 153V155H80ZM155 153V152H154ZM224 153V152H223ZM226 153H227V156L229 155V157H231L230 156V154L231 153H229V151L227 152L226 151ZM60 154V153H59ZM97 154V153H96ZM136 154V153H135ZM51 155H53V154H51ZM91 155V154H90ZM148 155V154H147ZM157 155V154H156ZM161 155V154H160ZM221 155H222V153H221ZM224 155V154H223ZM17 156V155H16ZM61 156H63V155H60V157ZM97 156H98V154H97ZM105 156V155H104ZM260 156H262V157H260ZM73 157V156H72ZM110 156H107L106 155V157H104L105 159H110L111 160V162H114V161H116L117 163H119V164H123V166H125L126 167V165H127V163H126V161H127V159L128 158H126V157H120V156H113V157H110ZM138 157V156H137ZM136 157V158H137ZM140 157V156H139ZM163 157V156H162ZM239 157H238V159H239ZM250 157H252L251 158V160L249 159ZM255 157H258V158H260V160H262V161H258L257 160V158H255ZM21 158V157H20ZM68 158V157H67ZM91 158V157H90ZM95 158V157H94ZM98 158V157H97ZM246 158H248V160H246ZM256 159V161H257V164H259V165H255V161L253 160V159ZM16 159H18L17 157H16ZM51 159V158H50ZM160 159V158H159ZM54 160V159H53ZM139 160L140 159H135L134 158V160H133V164L134 163H138L139 162ZM150 161H148V163L149 162H151V161H153L154 163H155V161L154 160H152V159H149ZM85 161V160H84ZM86 161H88V159H86ZM144 161V160H143ZM159 161V160H158ZM237 161H239V160H237ZM247 161V162H246ZM258 162H260V163H258ZM157 163V162H156ZM159 163H161V162H159ZM198 163H200V162H197V164ZM203 163V162H202ZM202 163H200L201 165H202ZM147 164V163H146ZM146 164H144L143 162L140 164V169H142L143 170V172H144V174H146L145 176H143V177H147V175L149 176L148 178H150V177H152V178H154V177H157V178H159V179H161L162 177H164L165 176V174H167V173H164V172H162V170H153V169H149V167H151V166H148L149 164H147V166L148 167H146ZM206 164V163H205ZM204 164V165H205ZM135 165V164H134ZM152 165H154L153 163H152ZM156 165V164H155ZM159 165V164H158ZM199 165V164H198ZM247 165V164H246ZM261 165V166H262ZM137 166V165H136ZM192 166V165H191ZM210 166V165H209ZM250 166H249V168H250ZM256 166V167H255ZM41 167H44V166H41ZM83 167V166H82ZM128 167V166H127ZM155 167V166H154ZM194 167H196V166H194ZM202 167V166H201ZM200 166H199V168H194V169H203V167L201 168ZM157 168H159V167H157ZM175 168V167H174ZM173 168V169H174ZM206 168V167H205ZM221 168V167H220ZM73 169V168H72ZM76 169V168H75ZM162 169H164V168H162ZM170 169V168H169ZM182 169H184V168H182ZM194 169H193V172H194ZM214 169H216V168H214ZM188 170V169H187ZM204 171H206L205 169H203ZM209 170V169H208ZM217 170V169H216ZM227 170V169H226ZM264 170V169H263ZM69 171H71V169L69 170ZM72 171H74V169L72 170ZM93 171V170H92ZM156 171V172H155ZM172 171V170H171ZM192 171V170H191ZM211 171V170H210ZM207 171V174H212L213 173V175L215 176V178H216V176L218 175L217 174V172L214 174V172L213 171ZM218 171V170H217ZM229 171V170H228ZM228 171H226V172H228ZM75 172H77V171H75ZM142 172V173H143ZM202 173H205V172H203V171H201ZM200 172V173H201ZM225 172V173H226ZM47 175H49V177H51V176H56V177H59L60 179L61 178H66V180H68V179H71V178H73V179H81L82 180V177L80 176H78V175H76V173H73V172H66L65 170H62L61 168L60 169H57V168H55V166H47ZM84 173V172H83ZM87 173V172H86ZM169 173V172H168ZM191 173V172H190ZM78 174H80V173H78ZM169 174H171V173H169ZM193 174V173H192ZM194 174H195V176H196V174H197V172L195 171L194 172ZM220 174V173H219ZM222 174V173H221ZM83 175V174H82ZM120 175H122V174H120ZM198 175V174H197ZM200 175V174H199ZM212 175V176H213ZM223 175V174H222ZM235 175V174H234ZM264 175V174H263ZM262 175V176H263ZM83 176H85V175H83ZM135 176V178H137V175H134ZM201 176V175H200ZM206 177H207V175H205ZM213 176V177H214ZM261 176V175H260ZM97 177V176H96ZM199 177V176H198ZM54 178V177H53ZM86 178V177H85ZM201 178H204V177H201ZM208 178H209V175H208ZM217 178H219V176L217 177ZM90 179V178H89ZM164 179V178H163ZM166 179V178H165ZM205 179V178H204ZM203 179V180H204ZM207 179V178H206ZM205 179V180H206ZM78 180V181H79ZM80 180V181H81ZM141 181H142V179H140ZM69 181V180H68ZM76 181V180H75ZM138 181H139V179H138ZM209 181H210V179H209ZM92 182V181H91ZM262 182V181H261ZM96 183V182H95ZM151 183V182H150ZM149 183V184H150ZM258 183V182H257ZM256 183V181L254 182V184H255V186L257 187V189H260V187L262 188V186H263V184H262V186H260L259 184H257ZM138 184V183H137ZM259 185V186H258ZM179 186V185H178ZM197 188L199 187V189H201V190H205V191H215V190H222V189H228V187H226V186H221V185H217V186H212V185H205V186H203V185H201V184H196L195 185ZM149 186H147L146 188H148ZM181 187V186H180ZM137 188V187H136ZM186 188V187H185ZM230 188V187H229ZM158 189V188H157ZM255 190H256V188H255ZM256 192V191H255ZM208 193V192H207ZM253 193V192H252ZM259 193H260V190H259ZM262 193V195H263V192H261ZM260 193V194H261ZM157 194H159V192L158 193H155V192H152V191H145V193H144V195H147V196H151V197H155ZM232 194V193H231ZM239 194V193H238ZM259 194V195H260ZM261 195V196H262ZM59 196V195H58ZM252 196V195H251ZM256 196V195H255ZM52 197H54V196H52ZM71 197V196H70ZM94 197H95V195H94ZM157 197V196H156ZM155 197V198H156ZM254 196H252L251 198H253ZM262 197H264V195L262 196ZM55 198V197H54ZM72 198V197H71ZM209 199V198H208ZM223 199V198H222ZM72 200V199H71ZM253 200V199H252ZM258 200V199H257ZM101 201V200H100ZM262 201V200H261ZM243 204V203H242ZM241 204V205H242ZM256 204H257V202H256ZM261 205V204H260ZM111 206V205H110ZM109 206V207H110ZM134 206V205H133ZM132 205L130 206L132 209H133V211L135 212V213H139V212H141V209H143L144 210V208H145V206L142 204V203H137L135 206H142V208L140 209V211H139V209L138 208H136V207H133ZM149 205H147L146 207L148 208V209H150V207H148ZM153 206V209L151 210V212L153 213L152 215L151 214H149V215H151V216H149L148 215V218H149V223L150 224H152L151 226H153V228H156V227H158V225H160V224H157V223H161V221H159V219H161V218H159V217H157L156 218V216L157 215H159L158 213L160 212V213H163L161 210H160V207L158 208L157 206H155V205H152ZM243 206V205H242ZM106 207H108V206H106ZM121 207V206H120ZM249 207V206H248ZM252 207V206H251ZM260 207V206H259ZM261 207H263V206H261ZM260 207V208H261ZM113 208V207H112ZM112 208H110V210L109 211H111V212H116L115 210L116 209H112ZM146 208V209H147ZM107 209H109V208H107ZM118 209V208H117ZM130 209V208H129ZM131 209V210H132ZM147 209V210H148ZM242 209H243V207H242ZM246 209H247V207H246ZM244 210V212H246L247 210ZM50 210V209H49ZM105 210V209H104ZM157 210H159V211H157ZM249 210H252V209H250V207H249ZM47 211V210H46ZM108 211V210H107ZM120 211V210H119ZM122 211V210H121ZM120 211V212H121ZM124 211V210H123ZM122 211V212H123ZM149 211V210H148ZM164 211V210H163ZM255 211V210H254ZM53 212V211H52ZM92 212H93V210H92ZM150 212V213H151ZM156 212H158L157 213V215L155 214ZM166 212V211H165ZM243 212V211H242ZM251 212V211H250ZM55 213V212H54ZM94 213L95 214H97V215H104V213L102 212V211H99V210H94ZM149 213V212H148ZM177 212H175V214H176ZM246 213H248V212H246ZM253 213V212H252ZM260 214L262 213V212H259ZM50 214V213H49ZM61 215H59V216H62V214H65V213H60ZM93 214V213H92ZM116 214H117V212H116ZM172 214V213H171ZM174 214V213H173ZM249 214V213H248ZM247 214V215H248ZM254 214H255V212H254ZM58 215V214H57ZM108 215V214H107ZM125 215V214H124ZM144 215H146V212H145V214ZM169 215V214H168ZM177 215V214H176ZM180 215V214H179ZM105 216V215H104ZM117 216V215H116ZM186 216V215H185ZM251 216L253 217V215L251 214ZM250 216V217H251ZM256 216H258V215H256ZM113 217V216H112ZM178 217V216H177ZM247 217V216H246ZM249 217V216H248ZM247 217V218H248ZM38 218V217H37ZM95 218V217H94ZM102 218V217H101ZM145 218H147V217H145ZM180 218H182V217H180ZM192 218V217H191ZM194 218V217H193ZM254 218V217H253ZM263 218H264V216H263ZM32 219V218H31ZM76 219H78V218H76ZM125 219V218H124ZM177 219V218H176ZM188 219V218H187ZM250 219V218H249ZM28 220V219H27ZM34 220H36V219H34ZM34 220H32V222H31V224L33 223V224H37V225H47V221H43V220H41V221H43L44 223H41L40 221H38V219H37V221H34ZM95 220L96 219H94V222H95ZM99 220H101V219H99ZM115 220V219H114ZM163 220H165L164 218H163ZM97 221V220H96ZM113 221V220H112ZM137 221V220H136ZM141 221V220H140ZM148 220H146V222H147ZM191 221V220H190ZM196 221L198 222V220L196 219ZM196 221H193V222H196ZM48 222H49V220H48ZM90 222H92V221H90ZM125 222H126V220H125ZM138 222V221H137ZM170 222V221H169ZM169 222H167L168 224H172L171 222L169 223ZM178 222H180L179 220H178ZM257 222V221H256ZM93 223V222H92ZM97 223H101L100 221H97ZM130 223V222H129ZM199 223V222H198ZM32 224V225H33ZM98 224V225H99ZM149 224V225H150ZM36 225V226H37ZM54 225H56V224H54ZM59 225H61V224H59ZM59 225H56V227H52V225H48V227L49 228H51L52 230H54V231H56V233L57 232H61V233H63V234H69V233H71L72 231L68 228V227H65V226H59ZM97 225V226H98ZM102 225V224H101ZM161 225H163V223L161 224ZM262 225H263V223H262ZM92 226V225H91ZM100 226V225H99ZM110 226V225H109ZM164 226L166 227V225L164 224ZM170 226V225H169ZM181 226H182V229H184V228H186V227H188L187 226V222H186V226L184 227V225H182L181 224ZM162 227V226H161ZM164 227V228H165ZM170 227H173L172 225L170 226ZM132 228V227H131ZM142 228V227H141ZM150 228V227H149ZM163 228V227H162ZM181 227H179V229H180ZM231 228V227H230ZM95 229H97V228H95ZM187 229V228H186ZM191 228H189L188 227V229L187 230H182V231H189ZM193 229V228H192ZM100 230V229H99ZM194 230V229H193ZM197 230H199V229H197ZM236 230V229H235ZM51 231V230H50ZM54 231H52V232H54ZM87 231V230H86ZM149 231V230H148ZM80 232V231H79ZM89 232V231H88ZM163 232V231H162ZM172 232V231H171ZM55 233V234H56ZM153 233H154V236L156 237V244H155V246L156 245H159V246H161V250L163 249V254L165 255V258L166 259H163V261L162 262H166V264H187V263H189V262H192V263H197L198 262V260H200V259H204V257H202L201 255H200V258H197L195 255H193V254H191V253H188V252H185V250L186 249H188L189 247H187L186 249H185V247L184 246H186L187 245V241H185L184 239H176L175 237L173 238V237H170V236H166V235H163L162 233L160 234V231L159 230H157V231H153ZM176 233H178V232H176ZM62 234V235H63ZM82 234H88V235H90V233H86V232H84V233H82ZM179 234V233H178ZM192 234V233H191ZM199 234L200 233H198V235L197 234H195V236H193V237H195V240L196 241H198V243L200 244V245H202V246H204L205 247V245H203L202 244V240H201V237L199 236ZM245 234H246V232H245ZM58 235V234H57ZM91 235H93V234H91ZM153 235V234H152ZM189 235V234H188ZM219 235H221L220 236V238L222 237V234H219ZM226 235V234H225ZM228 235V234H227ZM55 236V235H54ZM173 236V235H172ZM179 236V235H178ZM64 237V236H63ZM187 237H190V236H187ZM225 237V236H224ZM181 238V237H180ZM186 239V238H185ZM194 239V238H193ZM221 239H223V238H221ZM237 239V238H236ZM232 240V239H231ZM226 240V242L227 243H231V244H234V243H236V241H234V240ZM237 240H239V239H237ZM190 241V240H189ZM239 241H241V240H239ZM192 242V241H191ZM194 242V241H193ZM223 242V241H222ZM194 244H196V242L194 243ZM194 244L193 245H191V243L189 244L188 243V246L190 245L191 246V248H189V249H192V246H194ZM226 244V243H225ZM230 244V245H231ZM241 245V244H240ZM182 247H184V249L185 250H182ZM195 247L196 246H194V248L193 249H195ZM197 249H198V247H196ZM74 249V248H73ZM192 249V250H193ZM200 249V248H199ZM206 250V249H205ZM204 249L203 250H200V251H202L203 253H207L206 251H205ZM214 250H216V249H214ZM213 250V251H214ZM187 251V250H186ZM189 251H191V250H189ZM210 251V250H209ZM201 252V253H202ZM212 252V251H211ZM192 253H193V251H192ZM253 253V252H252ZM200 254V253H199ZM209 254L211 255L212 253H210L209 252ZM208 254V255H209ZM216 254V253H215ZM192 255L194 256L193 258H192ZM207 255V254H206ZM89 256V255H88ZM202 257V258H201ZM210 257H212V255L210 256ZM213 257H214V254H213ZM194 258H196V259H198V260H196V259H194ZM215 258V257H214ZM206 260V259H205ZM205 260H203L204 261V264L206 263V261ZM208 260V259H207ZM94 261V260H93ZM208 261H210V264H211V260L209 259ZM202 263V262H201ZM208 263V262H207ZM199 264V263H198Z\"/></svg>",
  "mask_w": 264,
  "mask_h": 264
}]
</instances>
